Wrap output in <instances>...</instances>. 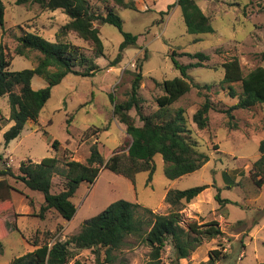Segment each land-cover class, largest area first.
<instances>
[{
  "label": "rangeland",
  "instance_id": "obj_1",
  "mask_svg": "<svg viewBox=\"0 0 264 264\" xmlns=\"http://www.w3.org/2000/svg\"><path fill=\"white\" fill-rule=\"evenodd\" d=\"M88 1L97 10L104 11L100 0ZM134 1L135 10L115 9L122 20L123 30L138 35L136 44L124 49L121 61L108 67V61L114 58L123 40L122 33L112 24L95 22L104 47V55L95 59L101 70L91 77L64 76L52 86L37 121H27L20 134L8 143L4 142L3 133L13 121L9 119L7 95L0 96V114L4 117L0 130V169L9 166L17 172L22 160L39 162L49 156H56L58 167L64 169L68 159L85 162L90 146L96 141L105 159L114 152L125 153L129 137L124 124L112 114L109 93L114 95L116 102L126 100L133 71L141 61L142 78L138 90L142 98L141 110L144 114L154 112L157 109L155 99L163 93L155 81L179 74L171 59L172 50L176 51L175 59L180 63L197 60L183 55V52H203L208 56L202 66L188 69L194 83L212 84L209 91L201 90L209 95L215 107L208 112V126L199 129L192 120V114L204 99L197 87L192 86L172 107L184 109L185 125L189 129L187 134L199 150L208 154L209 160L199 169L170 180L164 174L162 157L156 154L151 179L142 171L135 175L134 183L102 168L93 183H80L72 197L76 212L68 221L52 209L40 216L42 193L7 177L15 190H12L9 203L0 202V233L3 235L0 264L33 250L36 247L31 244L33 240L39 244L66 240L86 219L114 200L122 198L137 202L153 209L154 213L165 214L171 210L164 200L168 188L185 189L201 184L208 185L207 189L183 204L179 223L188 229L192 221L200 224L204 219L215 218L221 221L219 227L223 234L215 237L200 235V244L187 257L178 260L167 243L160 264H205L213 249L220 252L218 264L264 262V185L257 187L250 176L253 162L260 155L259 141L264 138V105L234 109L230 119L221 110L235 103L241 92L240 83H230L237 94L235 97L229 96L219 84L224 73L221 64L232 57L239 59L244 73L257 65L264 66V0H195L214 28V32L203 34L186 31L180 8L177 5L168 8L175 0ZM3 3V28L15 27L18 34L31 30L54 40L56 30L67 21V16L59 9L42 10L33 0L24 4H17L16 0H3ZM68 38L77 44L84 43L74 34H69ZM0 41L9 52L11 70L36 64L37 52H29L27 57L14 54L16 41L2 31L1 26ZM45 84L38 75L31 79L34 89ZM129 113L135 124L141 125L136 110L131 108ZM54 140L59 143L57 149L52 146ZM64 181L63 176L54 174L52 191H59ZM216 193L229 201L222 205L214 198ZM193 207H199L203 217L197 219L191 214L189 210L194 213ZM138 215L153 217L142 208L138 209ZM125 240L120 249L112 251L110 261L106 260L102 249L96 253L95 249H77L71 245L74 256L67 264H76V261L78 264H148L151 247L142 237L128 235Z\"/></svg>",
  "mask_w": 264,
  "mask_h": 264
},
{
  "label": "trees",
  "instance_id": "obj_2",
  "mask_svg": "<svg viewBox=\"0 0 264 264\" xmlns=\"http://www.w3.org/2000/svg\"><path fill=\"white\" fill-rule=\"evenodd\" d=\"M28 0H16L17 4H24ZM42 10L59 9L67 16V21L59 26L54 34V40L43 37L36 31L26 30L18 34L15 27L3 28L5 6L0 0V26L16 43L13 52L16 55L28 56L29 52H37L36 64L30 68L11 70V59L4 43L0 41V96L7 95L10 105L9 119L13 123L3 133V140L8 143L17 137L27 121H37L38 114L50 97L52 86L58 84L67 74L91 77L101 70L95 59L104 55V47L99 35L100 24L114 25L123 35L118 51L114 58L108 61V67L116 66L122 59L125 48L136 44L138 35L122 28V20L115 9H136L134 0H100L104 4V11L93 7L88 0H33ZM177 5L183 18L186 31L194 34L212 33L214 28L210 18L202 11L195 0H175L168 6ZM20 27V25H18ZM74 34L83 44H77L68 38ZM197 60L189 63H180L175 59L177 53L172 50L170 55L174 67L179 74L170 79L155 81L163 91L156 97L157 109L144 114L141 110L142 98L138 93L141 84V66L139 61L136 71H133L130 91L126 100L116 102L112 93L109 100L113 103V116L125 126L128 135L125 153L114 152L107 159L102 155L96 141L90 146V153L81 162L68 159L66 168L58 167V158L49 156L39 162L30 159L22 160L17 172L9 166L0 169V202L11 201L12 190L15 187L8 181L12 177L25 187L42 193L43 201L39 208L40 216L52 209L65 220H70L75 212L76 205L72 201L81 182L93 183L102 168H108L134 183L135 175L147 172L151 179L155 169L154 156L160 155L164 161L163 171L166 177L174 180L182 175L199 169L208 160L209 156L198 149L195 141L187 134L189 129L185 125L184 109L173 108L172 105L185 95L192 86L199 89L204 99L201 105L192 114V120L199 129L208 126V112L215 109L209 95L202 93V89L209 91L210 83H194L188 74L189 68L202 66V61L208 56L203 52H183ZM223 78L219 84L226 89L229 96L237 94L230 83L239 82L241 92L234 104L221 110L233 118L234 109L251 108L256 104L264 105V66L257 65L244 73L239 59L235 56L222 62ZM34 75L42 77L46 84L38 89L31 86ZM228 84L227 86H224ZM90 96L93 93L90 92ZM134 108L141 125H136L129 110ZM219 110V109H218ZM4 117L0 114V130ZM70 119H67L69 124ZM264 128V116L262 118ZM52 146L57 149L59 143L54 140ZM259 157L253 162L250 176L257 187L264 185V138L259 141ZM0 159H2L0 155ZM58 173L64 177V184L59 191H52V177ZM208 185L201 184L185 189L168 188L164 200L171 206L165 214L154 213L153 209L142 207L137 202L117 199L110 202L96 215L86 219L79 230L64 241H45L41 244L37 240L31 242L36 246L33 250L13 257L4 264H67L74 256L72 247L77 249H95L103 251L107 261L112 258V251L120 249L126 242L128 235L142 237L151 247L148 264H160L161 254L167 243L170 244L175 260L187 257L200 244V235L211 237L223 234L217 220L204 223L192 221L188 229H184L180 222L183 204L192 201ZM222 205L229 200L221 198L219 193L214 195ZM142 208L147 215H138ZM0 233V252L2 248ZM220 252L213 249L205 264H218ZM78 264V261H76ZM259 264H264L260 262Z\"/></svg>",
  "mask_w": 264,
  "mask_h": 264
},
{
  "label": "crops",
  "instance_id": "obj_3",
  "mask_svg": "<svg viewBox=\"0 0 264 264\" xmlns=\"http://www.w3.org/2000/svg\"><path fill=\"white\" fill-rule=\"evenodd\" d=\"M206 189H207V188H206ZM204 190H205V189H204ZM204 190H203V191H204ZM203 191H202V192H203ZM202 192H200V193H202ZM200 193H199V194H200ZM199 194L196 196V198L199 196ZM194 208H195V209H194ZM192 210H195L194 213H193V211H191V209L189 210L190 213L193 214L197 219L203 217L202 214H201V209H200L199 207H193ZM214 219H215V218H214ZM210 220H213V219H210ZM210 220H208V219H204V220H202V222H207V221H210ZM215 220H217V219H215ZM217 221H218V223L221 222L220 220H217Z\"/></svg>",
  "mask_w": 264,
  "mask_h": 264
}]
</instances>
